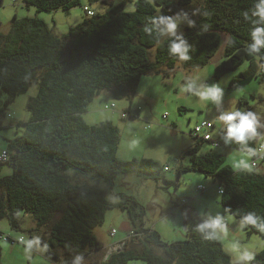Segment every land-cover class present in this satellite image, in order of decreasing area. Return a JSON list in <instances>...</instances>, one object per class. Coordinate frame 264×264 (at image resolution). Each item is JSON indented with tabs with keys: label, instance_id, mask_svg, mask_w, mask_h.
I'll return each instance as SVG.
<instances>
[{
	"label": "trees",
	"instance_id": "trees-1",
	"mask_svg": "<svg viewBox=\"0 0 264 264\" xmlns=\"http://www.w3.org/2000/svg\"><path fill=\"white\" fill-rule=\"evenodd\" d=\"M22 1L38 11L83 6L88 15L62 35L56 34L43 18L17 14L11 18L10 30L0 31V102L4 93L9 103L27 92L32 82L39 83L38 93L28 101L30 120L6 149V162L14 170L11 175H0V220L6 218L12 229L22 231L20 214L30 213L38 225L46 227L41 236L48 246L47 254L56 259L64 255V263L71 264L77 254L85 257L102 248L94 229L104 222L109 208L127 209L133 221L142 219L144 214L133 196L117 194L119 200L113 203L102 187L89 183L91 179L103 177L112 185L120 173L137 172L156 179L161 176L158 164L150 158L120 159L118 126L110 120L88 124L83 113L89 104L103 90L111 91L116 99L131 98L143 76L160 74L164 67L173 70L178 62L185 68L208 64L221 46L223 33L228 35L225 57L217 64L214 78L220 79L247 62L248 66L231 79L230 87L251 77L264 82V55L249 56L246 50L251 40L255 0H204L197 6L194 0H132L136 6L133 11L126 10L127 0L117 4L112 0H87L90 4L102 1L109 5L100 13L89 4L83 5V0ZM158 7L168 16L184 10L195 20V26H186L183 32L190 45L189 60L170 55L167 38L145 31L151 18L158 15ZM153 47L156 53L151 59ZM240 104L248 102L241 99ZM106 106L110 104L104 108L111 110ZM4 111L0 108V115ZM137 111L133 115L124 109L121 116H139ZM204 121L209 120L197 123L190 131L196 143L183 154L190 157L192 166H179L176 181L163 176L164 180L177 187L182 172L199 171L218 185L221 204L238 219L249 211L264 216V172L236 170L227 163L226 155L213 148L201 152L204 142L212 147L225 145L220 136L214 135L213 122L209 121L211 128L197 131ZM207 133L209 138L205 137ZM256 142L257 138L248 146L257 150ZM233 145L246 151L236 142ZM255 159L257 155L251 162L253 167L264 162V158L257 159L254 165ZM199 186L205 188L203 193L208 190L205 185ZM182 207L186 239L165 242L157 230L140 228L131 237L138 238L141 247L114 251L104 264H128L134 259L146 264H232L222 241L203 240L201 234L192 230L199 215L190 216L187 205ZM245 230L264 238V233L252 226ZM3 234L0 232L1 237ZM156 248L163 253H157ZM252 264H264V248L256 253Z\"/></svg>",
	"mask_w": 264,
	"mask_h": 264
},
{
	"label": "rangeland",
	"instance_id": "rangeland-1",
	"mask_svg": "<svg viewBox=\"0 0 264 264\" xmlns=\"http://www.w3.org/2000/svg\"><path fill=\"white\" fill-rule=\"evenodd\" d=\"M112 1L117 4L123 0ZM150 1L153 2V0ZM203 2L204 0H194V5L197 6ZM84 4H89L96 13L109 9V5L102 1L90 4L87 0H83ZM126 4V10H135L134 1L127 0ZM160 13L164 14L162 9L158 7V14ZM15 14L19 17L38 16L43 18L58 35L66 33L71 26L88 17L83 6L69 10L38 11L35 6H26L22 0H3V5L0 6V31L7 33L10 30V21ZM186 26L188 24L185 21L181 23L178 30L183 33ZM227 39V33H223L221 46L208 64L185 68L181 62H178L173 70L164 67V72L160 74L143 76L137 93L131 98L116 99L111 91L103 90L89 104L87 111L83 113V118L90 125L110 120L118 126L121 142L117 156L120 159L150 158L158 164L161 175L156 179L137 172L120 173L117 174L112 185L103 177H96L89 181L90 184L102 187L109 201H118L117 194L123 193L127 196H133L139 202V209L144 210L143 218L139 217L133 221L127 209L109 208L104 222L94 229L97 239L105 247L114 241H118V239L125 238L127 242L123 249L125 247L139 249L141 242L138 238L131 237V234L140 228L157 230L165 242L186 239L188 231L185 227L186 217L183 204L187 205L186 211L190 216H200L201 212H211L213 215L217 211L221 212L225 215L229 226V239L233 235H240L238 230L239 219L223 207L220 202L219 187L217 184H213L211 177H206L204 173L199 171H184L180 177V185L177 187L174 183H167L163 178L164 176L167 180L176 181L179 166H192L190 157L183 156V154L196 143L190 131L197 123L203 120L213 122L216 125L213 133L217 137L220 136L216 106L211 102L204 104L191 94L181 92L186 76L199 72L204 75L209 83H220L224 88L223 106L225 108L236 107L241 110L256 111L261 115L262 123H264V100H262V98L264 99V82H260L256 77H251L230 87L231 79L248 66L247 62L237 70L226 73L220 79H215L213 76L217 64L225 57ZM155 53L156 47L150 48L151 59H154ZM165 72L168 75H165ZM38 90L39 83L32 82L27 92L19 94L9 103H6L8 95L6 93L2 95L0 108L5 109V111L0 115V157L3 150L9 148L10 140L25 130L26 123L31 117L28 101L38 93ZM241 99L248 104L241 105ZM112 102L116 103V110H105V105ZM124 109L131 111L133 115H137L136 112L139 109V116L124 118L121 116V111ZM166 113L168 116L164 117ZM260 132L261 135L257 137V146L264 144V128ZM211 148L226 155L227 163L236 170L240 169L236 165L241 159H244L251 169L264 172V162H260L257 167L251 166L255 156H249L247 151L237 149L233 143L213 147L208 142L201 144V152H206ZM9 168H11V172L3 174L7 173L6 169ZM13 170L8 162L3 163L0 160L2 176L11 175ZM201 184L207 185V192L203 193L202 190L200 193L197 187ZM57 216L59 217L60 214ZM228 217L231 219H227ZM20 226L22 231H17L12 229L6 218L0 220V231L15 236L23 233L26 240L34 236L41 238V233H44L46 228L38 225L33 216L26 212L20 214ZM113 229L117 231L115 236L111 235ZM241 239L243 243L252 246L256 253L264 248V238L259 235H249L244 230ZM222 243L225 247L226 241H222ZM0 244L3 264H65L64 255L60 259H56L48 255L47 251L24 253L22 250L25 249V246L15 244L16 247H12V244L3 238H0ZM41 245H44L42 241ZM156 252L163 253L160 248H156ZM105 258L102 253H97L95 256L84 257L83 264H104L108 259ZM128 264H146V262L141 259H134Z\"/></svg>",
	"mask_w": 264,
	"mask_h": 264
},
{
	"label": "clouds",
	"instance_id": "clouds-1",
	"mask_svg": "<svg viewBox=\"0 0 264 264\" xmlns=\"http://www.w3.org/2000/svg\"><path fill=\"white\" fill-rule=\"evenodd\" d=\"M251 31L250 42L247 45V54L249 56L264 55V0H255L251 11ZM187 22L189 27H194L195 20L189 17L188 12L181 10L175 16H168L162 13L151 18L150 24L145 27L149 34L155 32L158 37L169 40L168 52L170 55L178 57L181 61H187L190 45L185 35L180 32L179 26ZM181 92L191 94L204 104L211 102L216 106L218 112L217 122L220 125L218 132L225 145L236 142L243 146L249 156H256L258 153L255 149L248 146V142L261 135L260 130L264 128L262 117L253 110H241L236 107L225 108L223 106L224 88L220 83H209L202 73H195L186 76ZM260 151L264 152V144L260 145ZM242 170H251V167L244 159L236 165ZM116 201L113 200V203ZM227 210V209H226ZM199 222L192 229L194 232L201 234L206 241H226L224 251L231 257L232 264H252L255 260L256 252L253 247L242 242L244 230L249 226L254 227L259 232L264 233V216L258 215L255 211H249L240 216L238 230L240 235H233L229 239V226L225 215L217 211L215 215L211 212H201ZM227 219H231L228 217ZM25 245V251L31 253L33 248L41 251H47V244L41 246V238L34 236L31 239L21 241ZM118 246H113L109 250L110 255L117 251ZM84 257L77 254L71 264H83Z\"/></svg>",
	"mask_w": 264,
	"mask_h": 264
},
{
	"label": "built area",
	"instance_id": "built-area-1",
	"mask_svg": "<svg viewBox=\"0 0 264 264\" xmlns=\"http://www.w3.org/2000/svg\"><path fill=\"white\" fill-rule=\"evenodd\" d=\"M86 8H87V7H86ZM106 108H107V109L114 110V108H116V105H115V103H112V104H110V106H106ZM124 115H125V114H124ZM211 127H212V123H211V122H209V121H204V122H202L201 125H199V126L197 127V131L199 132V131H201V130L204 129V128L209 129V128H211ZM205 137H206V138H209V137H210V134L207 133V134L205 135ZM256 151H257V153H258V154H257V159H258V160L264 158V152H261V151H260V146L257 148ZM257 159H255V161L253 162L254 165L256 164V161H258ZM0 160H1L2 162H6V161L8 160V152H7V150H3L2 154H1V157H0ZM199 189H200V190H204L205 188H204L203 186H199ZM116 232H117V231H116L115 229H113V230L111 231V234H112V235H115ZM135 235H137V234H135ZM1 238L5 239V241H9L12 245H15V244H18V243H22V242H21L22 240H26L24 235L19 236V237H13V235H11V234H9V233H7V234H3Z\"/></svg>",
	"mask_w": 264,
	"mask_h": 264
},
{
	"label": "crops",
	"instance_id": "crops-1",
	"mask_svg": "<svg viewBox=\"0 0 264 264\" xmlns=\"http://www.w3.org/2000/svg\"><path fill=\"white\" fill-rule=\"evenodd\" d=\"M6 172L7 173H3V174H9L10 172H11V168H9V169H6ZM0 175H2L1 174V172H0ZM206 187H207V185H205ZM198 188V187H197ZM205 192H207V191H205ZM204 192V193H205ZM19 231H21V230H19ZM1 233H3L2 231H0ZM10 234V233H9ZM22 234L23 233H21L20 235H18V236H15V235H13V234H11V235H13V237H19V236H22ZM117 234V233H116ZM24 236H25V234H23ZM112 235V234H111ZM112 236H115V235H112ZM25 239H26V237H25ZM41 241H42V243H44V244H46L43 240H42V236H41ZM126 242L127 241H125V238H122V239H118V241H114V242H112L110 245H108V246H106L105 247V245H103L102 246V248L100 249V250H94V251H90L85 257H88V256H95V254H97V253H102L103 254V257H106L107 258V256H108V254H109V250L111 249V248H113V246H118L119 247V244H121V243H124V245L126 244ZM18 244H20V243H18ZM17 245V244H16ZM16 245H11L12 247H16ZM22 246H25L24 244H21ZM41 246H43V245H41ZM24 253H27L26 251H25V249H23L22 250ZM33 253H38V251H41V250H39V249H37V248H33ZM113 251H114V249H113ZM32 253V255L33 256H35V254H33ZM42 253H43V251H42ZM105 258V259H106Z\"/></svg>",
	"mask_w": 264,
	"mask_h": 264
},
{
	"label": "water",
	"instance_id": "water-1",
	"mask_svg": "<svg viewBox=\"0 0 264 264\" xmlns=\"http://www.w3.org/2000/svg\"><path fill=\"white\" fill-rule=\"evenodd\" d=\"M124 247V243L119 244V248L117 249V251L123 250ZM109 257V255L107 256V258Z\"/></svg>",
	"mask_w": 264,
	"mask_h": 264
}]
</instances>
